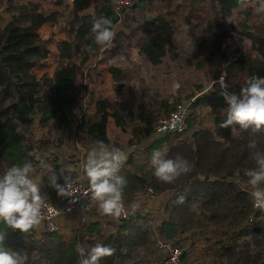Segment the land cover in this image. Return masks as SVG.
Wrapping results in <instances>:
<instances>
[{"label": "trees", "instance_id": "16d2710c", "mask_svg": "<svg viewBox=\"0 0 264 264\" xmlns=\"http://www.w3.org/2000/svg\"><path fill=\"white\" fill-rule=\"evenodd\" d=\"M4 1L10 17L3 24L0 13V175L14 164L22 165L26 159L36 166L38 160L29 157V152L38 155L48 152L54 156L53 145L61 143L62 134L50 136L38 132L46 126L63 132L73 130L72 135L80 133L81 142L90 146L96 141L122 150L137 145L152 154L166 145L169 158L180 154L195 164L194 170L175 184H164L153 175L149 161L138 164L130 154L125 161L130 169L119 174L128 181L124 202L130 205L144 194L167 193L155 219L137 210L128 220H115L116 224L110 226L102 215L103 220L90 221L68 237L42 232L39 238L34 229L20 233L0 222V233H6L4 247L26 253L27 264H79L82 257L77 252L78 245L87 254L92 246L101 243L114 247L116 252L100 264H141L145 254L154 252L155 248V260L159 258L157 241L163 238L178 248H193L197 241L203 242L195 264H264V213L261 217L253 212L250 196L244 190L247 186L244 170L254 167L248 143L254 139L257 150L264 151V132L253 135L237 126L234 137L230 128L219 127L227 107L219 94V84L212 86L206 95L189 97L187 129L191 123L190 108L201 106L209 108L212 126L189 128L190 135H165L146 144L158 119L169 115L178 103L161 99L152 107L141 101L130 109L103 97L95 101L89 115L77 114L82 109L80 72L102 48L93 43L92 25L101 17L110 19L114 29L119 23L110 0H71V18L63 28L66 37L56 43L57 66L53 74L43 72L39 76L35 68L43 65L49 56V42L39 30L54 25L59 14H47L34 2L0 0V4ZM144 1L139 0L141 4ZM204 1L224 19H232L237 11L241 12L239 29L235 31L249 38L257 52L254 58L245 55L230 58L221 48L228 31L217 34L206 56L199 60L211 81L214 83L223 76L228 83L231 78L240 77L243 85L246 77L264 76V14L256 13L252 6L244 7L239 0ZM138 32L142 38L137 40V53L149 64L157 66L165 56L174 57L171 20L157 15L131 27L132 35ZM89 45L92 51L86 50ZM107 71L113 83H121L127 77L116 66H109ZM109 118L120 131L130 133L125 145L108 138ZM50 176L43 178L41 194L52 202L58 195L48 186ZM59 182L63 184L64 180ZM181 195L184 202L177 203Z\"/></svg>", "mask_w": 264, "mask_h": 264}, {"label": "rangeland", "instance_id": "374dc122", "mask_svg": "<svg viewBox=\"0 0 264 264\" xmlns=\"http://www.w3.org/2000/svg\"><path fill=\"white\" fill-rule=\"evenodd\" d=\"M12 1L14 3H38L43 12L47 14L57 12L59 14L54 25H45L39 30L41 36L49 42L47 46L49 56L43 65L35 68L38 76L43 72L49 75L53 74L57 66L56 43L66 37L63 28L66 21L71 18V0ZM209 6L204 0H146L142 4L139 2L138 6L130 9L116 25L114 29L116 36L112 45L104 47L99 56L91 59L82 67L83 71L80 72L78 84L82 90L81 106L85 111L80 113L81 109L77 114L80 113L81 116L89 115L95 101L103 97H108L130 109H134L133 106L141 101L147 106L154 107L161 99L168 100L170 104L184 102L189 105V97L193 99L206 95L212 86L216 84L206 74L199 60L206 56L217 34L221 35L224 31H228L229 35L222 40L221 48L227 56L230 58L239 55H245L249 58L256 57L257 52L253 49L250 39L235 31L239 29L238 22L243 16L242 13L237 11L231 19L232 23H229L226 19L221 18L217 13L212 11ZM6 8L7 3L4 1L0 4V13L4 17L3 24L10 17ZM157 15H163L172 21L175 55L173 58L165 56L159 65L152 66L143 56L138 55L136 44L137 40L142 38V35L140 32L132 35L131 27L133 25L137 26ZM109 66H116L122 69L127 77L121 83H113L108 80L105 72ZM177 80L181 83V87L174 89L173 83ZM228 84L229 91L238 93L242 80L240 77H233L228 81ZM190 113L192 114L190 116L191 123L189 122L188 125L189 128L212 126L209 108L205 106L193 110L190 108ZM110 121H112L111 118L109 119ZM109 122L106 126V133L110 140L120 146L125 145L130 137V133L128 131L122 132L116 126L118 131L114 127V122L111 125ZM189 128L182 134L183 136L190 135L191 130ZM73 129L75 130V128ZM38 130V132L49 133L50 136L62 134L65 137L71 136L75 138L74 143L67 140V147H71L73 144L76 148V144L82 148L86 145L81 142L80 133H77V135L71 134V132H74L73 130L71 132H63L49 126ZM149 142L148 140L145 143L148 144ZM58 145V142L54 143L53 149ZM64 145L65 143L59 145L58 148L63 149ZM124 149L123 151H125ZM133 149L137 151L136 155L144 154L143 157H137L136 163L146 164L145 161H150L152 154L145 153L144 146L136 145L133 146ZM166 149V145H161L159 148L162 151ZM57 152L59 153V151ZM82 154L84 156V153L81 151L80 156ZM59 156H63V153H60ZM147 198H150V195H141L143 201ZM137 199L139 197L135 199L136 202L140 203L138 210L144 212L152 220L155 219L156 214L158 215L155 208L157 205L152 202L142 204L140 202L141 199L139 201ZM104 218L105 222H107L106 224L110 226L116 224L115 219L108 216H104ZM34 231L37 238L42 235L39 227L35 228ZM62 236L68 237L69 233L62 234ZM198 243L203 244V242ZM202 248L201 250L197 249L196 256L202 253ZM156 257L157 251L155 248L154 252L151 251L145 254V259L140 263L151 264ZM187 263L195 264L193 261Z\"/></svg>", "mask_w": 264, "mask_h": 264}, {"label": "clouds", "instance_id": "9594fccd", "mask_svg": "<svg viewBox=\"0 0 264 264\" xmlns=\"http://www.w3.org/2000/svg\"><path fill=\"white\" fill-rule=\"evenodd\" d=\"M245 7L252 6L258 14H264V0H239ZM232 23L231 18L226 19ZM91 32L94 33L93 43L97 46H111L116 36L113 22L105 17L94 21ZM92 51L91 45L86 49ZM220 92L226 102L224 119L219 127L231 129V134L237 135L240 130L249 131L255 135L264 132V76L251 75L245 78L239 92L229 91V84L221 76L218 81ZM181 83H173L174 89H179ZM248 148L254 167L244 170L247 178L249 195L253 207L264 211V151L257 150L256 140H250ZM29 157L40 160L38 154L29 152ZM127 160V154L115 145L103 141H96L80 165L81 178L87 181L88 187L83 195L89 197V205L95 207L101 215L119 220L134 215L140 203L133 202L126 206L124 189L128 181L119 175L121 166ZM41 163H43L41 161ZM153 175L164 184H175L182 176L190 174L195 164L182 155L177 154L169 158L166 151L157 150L152 153L149 161ZM72 169L61 168L59 173L53 172L48 178V186L54 189L58 196L67 197L73 194L69 184ZM63 179L64 183L59 181ZM41 177L32 160L26 159L23 164H14L0 175V222L13 231L28 233L38 228L45 219L44 210L48 208L44 196L41 194ZM185 197L178 196L177 203H183ZM6 233H0V264H27V254L4 247ZM77 252L82 259L79 264H100L106 257L115 254L116 249L110 245L97 243L85 253V249L78 245Z\"/></svg>", "mask_w": 264, "mask_h": 264}, {"label": "built area", "instance_id": "2783aa9c", "mask_svg": "<svg viewBox=\"0 0 264 264\" xmlns=\"http://www.w3.org/2000/svg\"><path fill=\"white\" fill-rule=\"evenodd\" d=\"M138 2L139 0H111L110 6L117 17L118 22H120L124 14L134 8ZM84 111L85 110L82 109L80 113H83ZM80 113L79 116H81ZM188 114L189 105L184 102L178 103L169 115L162 116L158 119L149 141L152 142L165 135L184 133L187 130ZM83 161V156H81L78 160L76 171L69 175V184L71 185L73 194L67 197L58 196L52 202L45 200L48 204V208L44 210L45 219L39 226L41 232L62 235L68 230L63 221L64 219L71 217L75 219L73 223L75 229H79L91 221L92 212L96 208L90 206L89 197L83 195L88 187L87 181L81 178L80 165ZM244 190L249 194L248 186H246ZM250 200L253 212L262 217L264 211L254 208L251 197ZM125 205L128 206L126 203ZM129 218L130 215L126 219L121 217L119 220H115L120 222L128 220ZM157 250L159 252V258L154 260L151 264H188L187 262L193 261L191 259L193 254L188 253L187 256L186 248H178L163 238L158 239Z\"/></svg>", "mask_w": 264, "mask_h": 264}, {"label": "crops", "instance_id": "0c3cea01", "mask_svg": "<svg viewBox=\"0 0 264 264\" xmlns=\"http://www.w3.org/2000/svg\"><path fill=\"white\" fill-rule=\"evenodd\" d=\"M70 5H71V3H70ZM103 50H104V47H102L100 49V52L98 53L97 56H99V54ZM105 73H106V75L108 77V80L112 81L107 69H106ZM109 119H108V122H109ZM111 123L113 124V120L109 122L110 125H111ZM114 127L118 130V128L116 126H114ZM107 136H108V134H107ZM108 138H109V136H108ZM67 140H69V141L74 143L75 138H73L71 136H66L65 137V136L62 135V141H61V143H59V145H62L63 143H65L63 149H59L58 148L59 145H58L57 147H55L53 149V150H55L54 156L50 155L48 152H44L43 154L39 155L40 160L38 161V163H37V165L35 167L37 169V175L41 177V184H42L43 178H46V177L50 176V174L53 171H55L56 169H57V172H58V170H60L61 168H65V169H69L70 168V169H72V171L70 173H68V174L74 173L76 171L77 167H78V160L80 159L81 156H83V154L80 156L81 151L84 153L85 157L83 156V160H85L87 152L92 147L95 146V145H92V146L84 145L82 148H80V146H77L75 144V146H76V148H75L73 146V144H72L71 147H67ZM124 150H125L124 152L127 154V156L132 154L133 155V159H137L138 156H142V157L144 156L143 153L140 154V155H136L135 153L137 151L136 150L133 151V147L132 148H126ZM57 151H59V153ZM60 153H63V156H59ZM41 161L43 163H41ZM128 169H130V165H128L127 162H125L121 166L120 171H119L118 174H121L124 170H128ZM42 190H43V185H42ZM167 195H168L167 193L166 194H161V195H153V196H150V198L144 199V201L141 199V196H140L139 199H137V201H139L141 199L140 202H142V204L143 203L149 204L151 202L156 204L157 207H155V208H156V211L159 213V208L163 204V202H164L165 198L167 197ZM156 216H157V214H156ZM98 220H103V218H102V215L100 214V212L97 209H95L92 212L91 222L98 221ZM74 221H75V219L73 217L64 219L63 223L66 226V228H68V230L65 231L64 234H66V233L71 234V233L74 232V230H75V228H74L75 226L73 225ZM197 243L195 244V246L193 248H189V247L186 248L187 249V251H186L187 256H188V253H192L193 254V257L191 256V259L193 260L194 263H195V258H196V254H197V252H196L197 249L201 250V248L203 247L202 243H198V244ZM189 260H190V258H189Z\"/></svg>", "mask_w": 264, "mask_h": 264}]
</instances>
